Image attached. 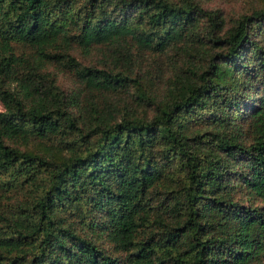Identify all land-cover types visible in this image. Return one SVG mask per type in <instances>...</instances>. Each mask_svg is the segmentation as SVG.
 Wrapping results in <instances>:
<instances>
[{
	"label": "trees",
	"instance_id": "16d2710c",
	"mask_svg": "<svg viewBox=\"0 0 264 264\" xmlns=\"http://www.w3.org/2000/svg\"><path fill=\"white\" fill-rule=\"evenodd\" d=\"M209 1L0 0V264H264V2Z\"/></svg>",
	"mask_w": 264,
	"mask_h": 264
},
{
	"label": "rangeland",
	"instance_id": "374dc122",
	"mask_svg": "<svg viewBox=\"0 0 264 264\" xmlns=\"http://www.w3.org/2000/svg\"><path fill=\"white\" fill-rule=\"evenodd\" d=\"M263 2L264 0H210L208 4L212 6L222 7L229 16L231 14L236 15L238 12L245 9L246 7L258 5L259 3H263ZM80 55H82V53H80ZM61 76L63 80H66L72 86L73 80L69 77L68 74L64 73ZM0 106H2L1 101H0ZM41 145L42 144L40 142H37L35 144V147L41 148Z\"/></svg>",
	"mask_w": 264,
	"mask_h": 264
}]
</instances>
